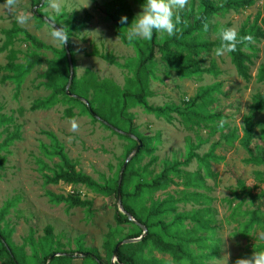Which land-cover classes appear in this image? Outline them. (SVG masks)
Instances as JSON below:
<instances>
[{
    "label": "rangeland",
    "instance_id": "1",
    "mask_svg": "<svg viewBox=\"0 0 264 264\" xmlns=\"http://www.w3.org/2000/svg\"><path fill=\"white\" fill-rule=\"evenodd\" d=\"M52 2L59 6V13L49 7L48 0L38 8L40 2L36 9L30 6V0H17V8L12 11L0 7V47L4 42L2 31L18 27L44 46L43 49L31 47L18 35L11 46L17 53L18 63L23 62L27 52H36L46 60L61 58L64 62L60 55L64 46L50 37L52 27L41 24L36 17L57 20L69 31L67 43L72 52L73 81L79 88L84 87L87 101L93 97L91 81H107L121 91L135 93L134 74L146 55L144 45L149 41L137 40L143 45L142 54L133 46L124 45L115 35L107 14L114 12L116 3L127 7L131 20L126 28L141 11V5L136 0ZM192 2L196 9V0H187L185 7L190 8ZM263 3L264 0H254L246 9L211 18L209 24L214 27L205 39L214 42L221 27L234 28L238 33L258 16L260 26V21L264 20ZM34 9L36 17L32 15ZM17 11L28 14V23L18 25L15 22ZM165 37L167 35L157 33L160 43ZM252 49L245 51L250 56L248 80L237 76L226 54L217 57L212 53L210 59L215 69L211 74L189 77L177 76L156 56L146 65L145 78L142 73L149 94L146 103L151 107H169V120L149 114L139 106H131L127 111L137 139L143 140L132 164L131 172L135 176L128 178L125 186L127 193L192 154L202 159L199 163L192 158L187 166L179 167L185 181H189L187 186L183 184L184 179L171 175L172 183L166 188L153 193L146 191L136 200L137 209L143 212L154 202L169 197L175 199L174 210L164 214L161 220L169 226L177 215L186 216L187 220L180 226H173L170 237L165 240L175 243L178 237L199 239L200 242L186 246L197 264H225V259L227 264H235L238 259L250 258L255 248L264 245V196L251 201L237 190L240 181L253 196L264 191V165L248 163L249 155L239 143L243 136V118L248 114L253 96H264V81L259 82L257 78L264 66V38L253 44ZM7 54L0 52V158L3 159L0 165V229L12 247L22 250L26 264H42L50 247L66 254L77 253L81 248L84 253L104 258L103 245L109 232H114V241L118 243L135 230L127 225L119 227L114 222L115 198L95 194L83 186L61 182L48 184L46 177L53 175L58 164L53 152L61 149L76 172L105 186L118 178L126 152L136 146L93 122L73 103H57L47 109L33 110L34 103L46 98L49 91L39 85L37 70L27 73L19 83L7 77L12 75L3 70ZM101 57H111L112 62ZM210 59L204 61L202 69L210 66ZM3 77L7 80L1 82ZM67 110L71 111L70 115L66 114ZM214 115L220 118L209 119ZM73 120L78 124L75 132L71 130ZM116 122L123 127L117 126L118 131L126 133L128 126L122 121ZM252 122L255 137L260 138L256 142L258 149L251 146L252 156L258 157L264 149V112L255 114ZM225 135L232 136L229 142L223 141ZM217 141L220 144L215 146ZM70 195L90 202L92 214L54 200V197ZM254 210L257 211L256 219L251 216ZM194 214L200 219V225L190 221ZM47 227L52 229V238L48 244L39 246ZM31 231L35 246L27 240ZM143 257L160 264H178L153 244L143 249ZM73 258V264H81V258ZM179 264L189 262L182 259Z\"/></svg>",
    "mask_w": 264,
    "mask_h": 264
},
{
    "label": "trees",
    "instance_id": "2",
    "mask_svg": "<svg viewBox=\"0 0 264 264\" xmlns=\"http://www.w3.org/2000/svg\"><path fill=\"white\" fill-rule=\"evenodd\" d=\"M140 5L144 3V0H136ZM197 8H194V3H190V8H184L179 12L181 17V22L177 25V31L172 37H165L164 40L160 43L157 40V33L154 32L153 38L149 40L148 45H144L146 48V55L142 57L140 61L137 72L134 74L135 84L137 86V91L131 93L128 91H121L116 86L110 84L107 81H91V90H92V100L87 101L84 94V87L79 88L76 81L71 82L69 87V93L72 95H78V97L87 101L88 106H85L81 101L70 98L65 93V87L69 78V67L67 62V57L65 49L62 50L60 55L63 57L64 62L61 58L57 60H46L40 58L36 52H27L23 56V62L18 63L16 55L17 53L11 48L13 45L14 39L21 35L23 41L29 43L31 47L36 49H43L44 46L39 43L33 36L28 34L25 30H22L18 27H13L10 30L2 31L4 36L3 45L0 47V52H7V63L4 66L3 70L7 73H11L10 77L16 82H20L23 77L33 71L37 70V79L40 80L39 85L44 87L49 91V95L42 99L38 100L32 106L33 110L47 109L57 103H73L80 106L83 111L89 115L93 122L99 123L103 128L110 130L113 134L119 136L122 139H125L129 142H132L134 146L136 143L129 139L126 136L119 135L107 127L104 123L112 126L117 129L118 126L116 121H122L128 126L126 134H130L139 138L134 132L132 117L128 116L127 111L131 106H139L149 114H153L158 117H166L171 112V109L167 106L164 107H151L146 103V99L149 97L147 92V83L145 78L147 73L146 65L153 61L156 56L159 57L160 61L165 64V66L172 70L179 77H189L195 74L209 73L214 72L215 66L213 59H210L212 53H215L214 50L220 46L219 33L222 29L227 27H221L217 30V38L214 42L207 40V35L211 28L210 19L218 16L220 13L224 12H237L239 10L246 9L253 4L254 0H196ZM41 0H30V6L35 8ZM40 5V4H39ZM264 8V3H263ZM107 14V13H106ZM32 15H36L32 12ZM121 16H126L127 23L131 20V14L129 13L127 7L116 3L114 7V12L112 14H107V19L112 23L115 29V35L121 40V42L126 46H133L139 53L142 54V46L140 42L132 41L129 42L124 34L126 24H120L119 20ZM36 17V16H35ZM41 24L47 25L40 17H36ZM46 18V17H45ZM53 24L58 28L63 27L58 24L57 20L48 18ZM259 16L252 22L250 25H245L241 27L238 32L239 37L251 36L253 37L252 42L243 41L241 44L237 45V50L233 53L226 54L229 58L230 64L233 66L236 74L243 80L249 79V68L248 64L249 55L245 54L246 50H253L252 45L264 38V20L260 21V26L258 25ZM65 30V29H64ZM68 34L69 31L65 30ZM70 57L72 60V52L69 49ZM102 59L112 62L111 57H101ZM210 59V66L206 69H202L204 61ZM74 72V69H73ZM148 75V74H147ZM258 81H264V66L259 70ZM7 80L6 77L1 79V82ZM79 88V89H78ZM208 94H206L207 96ZM205 96V97H206ZM200 97H197L199 100ZM264 112V96L261 94L255 95L252 98L251 105L249 107L248 114L243 118L242 124V133L243 136L240 139V146L246 151L249 155L248 163L254 164L256 166L264 165V149L261 155L258 157H253V148L259 147L256 144L258 141L254 134V124L253 117L255 114ZM67 115L71 114L70 110L66 111ZM98 118V119H97ZM220 118L219 115H214V117H209V119ZM104 122V123H103ZM118 126V127H117ZM123 128V127H121ZM118 130V129H117ZM232 138V136H231ZM230 137L225 135L223 139L224 142H229ZM139 140V139H138ZM143 144V140H139ZM264 143V142H263ZM220 144L218 141L215 146ZM261 146V145H260ZM2 145L0 144V149ZM145 147H143L144 151ZM132 150L127 151L125 157L127 158ZM53 155L58 158V164L56 171L53 172L51 177H46V182L48 184H58L64 183L69 186H83L89 191L100 194L106 198H115L116 201V189L118 178L114 180V183L110 185H99L98 183L92 181L89 177L83 175L80 172H76L73 168L71 162L67 159L66 155L62 152L61 149H56L53 152ZM192 158L198 159L200 163L202 159L198 158L194 154L190 155L189 158L182 162H176L172 166L164 168L159 175L154 177L150 182H143L135 186L132 193H127L125 191V186L128 183V178L135 176L131 172L132 164L134 163L137 157H133L128 164L126 165L124 172L122 174L120 194H121V204L123 210L129 214L135 221V223L129 222L127 217L121 214L118 211L117 204L114 205V214L113 219L117 226H131L135 233L126 237L128 239L139 238L142 234L138 225H142L146 228L147 233L145 237L137 243L123 245L118 249V261L114 264H160L158 261L153 259H145L143 257V249L147 248L148 244H153L158 248V250L166 255L172 257L176 263H180L182 259H186L189 264H197L195 259L191 257V254L186 251V246L194 243L200 242L199 239H187L178 237L176 238L175 243H170L165 240V237H170V229L173 226H180L183 221L187 220L186 216L177 215L174 217V222L171 226L166 225L161 220V217L174 210L173 204L175 199L169 197L163 201H157L152 203V205L145 209L138 210L136 206V200L141 198V195L148 192H156L158 190L166 188L170 183H172L171 175L177 176L178 179H184L183 184L187 186L189 181H185L182 172L179 167L187 166ZM0 158V165L2 162ZM123 165V164H122ZM122 167V166H121ZM121 169V168H120ZM120 172V171H119ZM264 183V180L262 181ZM238 191L241 195H245L251 201H257L260 196H264V191L257 196H253L250 192L247 193L243 183L240 181L237 182ZM54 200L57 202H65L70 208H81L87 211L88 214H92L91 203L88 201H82L76 195H70L67 198L63 197H54ZM194 214L190 217L191 222L200 225V219ZM252 219H256L257 211L254 210L251 212ZM52 238V229L50 227L45 228L44 230V239L39 242V246L43 244H48L49 240ZM28 242L31 246H35L33 240L32 231L29 234ZM117 243L114 241V232L111 231L106 236V241L103 245L104 258L101 256H95L97 262L87 256L86 258H81V264H112L110 261L112 259V253ZM257 251H264V245H260L254 249L252 253ZM66 254L61 253L60 250H51L45 253L43 256L42 264H46L49 257L54 254ZM84 253L81 248L77 249V253H67V257H56L53 258L49 264H73L74 254ZM251 256V255H250ZM25 257L23 256L22 250L19 248H14L10 245L7 240V237L4 235L0 229V264H26Z\"/></svg>",
    "mask_w": 264,
    "mask_h": 264
},
{
    "label": "clouds",
    "instance_id": "3",
    "mask_svg": "<svg viewBox=\"0 0 264 264\" xmlns=\"http://www.w3.org/2000/svg\"><path fill=\"white\" fill-rule=\"evenodd\" d=\"M48 3L54 12H60V8L56 3L52 2V0H48ZM186 4L187 0H144L141 5V11L135 16L131 25L125 28L127 40L129 42L136 40L149 41L153 38L154 32L162 36H174L178 30L177 25L181 22L179 12L185 8ZM0 7L9 11L15 10L17 8V0H3ZM127 19L126 16H121L119 23L127 24ZM28 21V14L20 11L16 12L15 22L18 25H24ZM50 37L64 46L69 35L63 27L58 28L53 25ZM219 40L220 46L214 50L217 57L235 52L237 45L243 41L252 42L253 37L244 36L241 38L234 28H225L220 31ZM77 129L78 124L73 120L71 122V130L75 132ZM224 262L227 264L226 259ZM235 264H264V251L252 253L251 257L247 259H238Z\"/></svg>",
    "mask_w": 264,
    "mask_h": 264
},
{
    "label": "water",
    "instance_id": "4",
    "mask_svg": "<svg viewBox=\"0 0 264 264\" xmlns=\"http://www.w3.org/2000/svg\"><path fill=\"white\" fill-rule=\"evenodd\" d=\"M45 0H42L40 5L38 6L41 7L43 2ZM36 9V8H35ZM35 9L33 10V13L35 14ZM40 18L46 23L48 24L49 26H53L55 24H53L51 21H49L47 18L43 17V16H40ZM56 26V25H55ZM57 27V26H56ZM64 49H65V53H66V57H67V62H68V67H69V78H68V82H67V85L65 87V93L68 97L70 98H73V99H76V100H79L81 101L85 106H88V103L86 100L78 97V96H75V95H72L69 93V87L71 85V82H72V79H73V65H72V60H71V57H70V53H69V48H68V43L67 41L65 42L64 44ZM98 119V118H97ZM104 123V122H103ZM107 127H109L112 131H114L115 133L119 134V135H122V136H126L128 137L129 139L133 140L135 143H136V147L131 151V153L129 154V156L125 159L121 169H120V172H119V176H118V181H117V189H116V204H117V208H118V211L125 215L127 217V220L129 222H132V223H135L134 219L129 215L127 214L124 210H123V207H122V204H121V194H120V187H121V180H122V174L124 172V169L126 167V165L128 164V162L137 154V152L139 151V149H141L142 147V144L141 142L133 135H130V134H126V133H122L120 131H118L117 129L113 128L112 126H109L108 124L104 123ZM140 230L142 231V234L139 238H135V239H128V240H123V241H120L118 242L116 245H115V248L113 250V253H112V264L114 263H117L118 261V249L123 246V245H128V244H134V243H137V242H140L146 235L147 233V230L144 226L142 225H138ZM63 256H68L67 254H54L53 256L49 257L46 264H49L53 258H56V257H63ZM87 256H89L90 258L94 259L96 262H97V259L95 258L94 255L92 254H89V253H82V254H74L73 257H79V258H86Z\"/></svg>",
    "mask_w": 264,
    "mask_h": 264
}]
</instances>
